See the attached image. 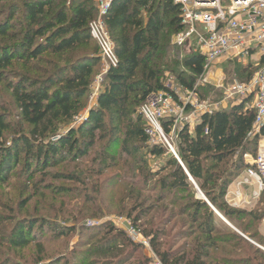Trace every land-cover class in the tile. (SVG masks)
I'll use <instances>...</instances> for the list:
<instances>
[{
  "label": "trees",
  "instance_id": "1",
  "mask_svg": "<svg viewBox=\"0 0 264 264\" xmlns=\"http://www.w3.org/2000/svg\"><path fill=\"white\" fill-rule=\"evenodd\" d=\"M93 1L70 0L69 5L56 10L53 0H0V82L14 78L15 81L9 82L8 86L23 123L32 128L29 134L14 133L11 143L5 144L3 132L8 126L0 114V184H6L20 171L32 181L37 173L45 175L50 167L83 159L96 138L107 139L109 149L120 144L127 155L133 154L129 147L138 140L153 156L160 157L167 150L161 145L149 146L141 106L153 93H173L164 83L165 71L174 74L184 90L196 92L200 97L202 87L196 89L195 86L204 73L203 57L187 54L181 63L168 58L171 38L182 29L180 9L174 1L115 0L104 21L114 43L118 65L108 71L97 103L88 109L87 115L78 120L75 128L61 133L57 125L71 122L85 107L83 99L91 92L94 68L102 63L99 48L91 46L90 54L71 59L53 73L44 72L39 79L9 74L7 69L13 66V62L37 60L47 51L63 55L90 46L94 41L90 24L98 16ZM18 12L21 18L14 21ZM142 12H147V20L142 17ZM252 77L253 72L248 74L249 80ZM250 101L247 99L229 110L202 115L193 129L186 125L178 132L177 145L182 164L208 202L243 234L248 233L251 225L259 228L264 220V193L251 212L233 209L226 202L229 187L247 167L244 156L256 155L258 150V137H249L255 121ZM169 126L164 123L167 133ZM136 149L134 151L138 153ZM233 158L237 160L230 169L224 168ZM164 171L168 173L158 182L160 190L165 193L160 201L165 202L170 194L191 196L194 201L185 207L180 206V211H193L192 222L205 238L196 240L189 255L184 248L177 252L162 251L158 241L166 232L152 231L148 237H152L151 244L162 264H264V250L259 252L263 256L259 261L248 256L233 257L241 251L237 244L241 236L228 230L225 224L227 232H221L216 214L174 157L167 159L162 173ZM171 201L176 206L181 200L175 196ZM42 224V220H37L19 225L12 240L14 247L24 249L29 246L36 237L33 228L37 226L39 232H43L45 226ZM113 227L110 226L105 233H116L95 247L97 254L115 251L119 241L137 249L139 244L124 231L113 230ZM250 238L255 240L256 236ZM210 251H218V254L212 257ZM127 262L125 260L124 264Z\"/></svg>",
  "mask_w": 264,
  "mask_h": 264
},
{
  "label": "rangeland",
  "instance_id": "2",
  "mask_svg": "<svg viewBox=\"0 0 264 264\" xmlns=\"http://www.w3.org/2000/svg\"><path fill=\"white\" fill-rule=\"evenodd\" d=\"M69 1L53 0V4L58 10L69 5ZM147 16V12H142L145 20ZM20 18L21 14L18 12L14 21ZM173 43L172 36L168 58L181 63L188 53L186 50L177 49ZM90 44L80 47L77 52L53 55L47 51L39 59L29 63L13 62L7 72L42 78L44 72L53 73L58 66L65 65L71 59L90 54L91 46L99 48L94 41ZM258 70L255 61L250 58L245 61L235 59L233 62L217 66L215 78L224 75V85L227 88L234 82L249 80L248 74L253 72L254 76ZM102 74L100 63L94 68L91 92L83 99L84 109L71 122L57 125L61 133L75 128L78 120L84 118L88 109L97 103L101 88V82L98 80ZM164 78L166 86L174 94H178V98L185 99L187 91L178 83L176 76L165 71ZM211 78L214 79V76L211 75ZM12 81H15L13 77L0 82V114L8 126L3 132L5 144L11 143L14 133L29 134L32 129L21 119V112L8 86ZM209 82L206 87L201 88V95L198 96L201 101L208 102L213 109L219 110H229L239 104L225 101V88L218 87L216 81ZM193 112L188 110L186 115L189 116ZM195 117L198 118V114ZM195 123L190 125L191 129ZM101 139L96 138L94 146L83 159L50 167L45 175L37 173L32 181H28L27 176L21 173L19 166L20 174L11 176L6 184H0V264H124L125 260H128L126 264H156L158 255L151 244L152 237H148L152 231L165 230L166 235L160 236L161 240L158 241V247L162 251L177 252L184 248L189 255L192 254L191 249L196 240L205 238L198 226L192 222L193 211H180V206L185 207L194 201L191 196L170 194L165 202L160 201L165 193L160 190L158 182L168 173H162L167 159L172 156L168 151L160 157L153 156L146 145L136 140L129 147L133 154L127 155L122 151L120 144L109 149V141ZM149 146L152 144L149 143ZM134 148H138V153ZM235 160L237 158L230 159L228 167L224 165V168L230 169ZM158 173L161 175L156 176ZM175 196L181 201L173 206L171 200H174ZM210 208L214 212L212 208L215 207ZM216 218L219 228H222L221 232L226 233L227 227L225 229L224 223L217 215ZM37 220L43 221L44 231L39 232L35 226V241L24 249L14 247L12 240L17 235V227ZM110 226H114L113 230L124 231L128 236V231L135 229L140 240H131L139 244L137 249L119 241L116 242L118 246L115 251L97 254L95 247L116 233H105ZM258 229V226L251 225L247 234L240 231L249 239L256 236L254 241L258 247L241 236L237 242L241 251L236 252L234 258L248 256L258 261L263 259L259 252L264 249V236ZM228 230L235 232L229 227ZM217 252L210 251V254L214 257Z\"/></svg>",
  "mask_w": 264,
  "mask_h": 264
},
{
  "label": "built area",
  "instance_id": "3",
  "mask_svg": "<svg viewBox=\"0 0 264 264\" xmlns=\"http://www.w3.org/2000/svg\"><path fill=\"white\" fill-rule=\"evenodd\" d=\"M114 1L94 0L98 16L90 24L91 38L98 44L102 59L103 74L98 80L101 84L108 71L118 65L114 43L104 21ZM173 1L180 9L182 26L174 36V46L188 54L201 55L204 60V73L198 79L196 89L211 80L225 88L224 75L215 78L217 66L259 55V70L249 81L234 82L225 88L227 102L251 100L249 107L255 111V121L249 137H258L256 155L244 156L247 167L234 181L235 191L226 200L233 209L254 210L264 193V0ZM186 91L185 99L170 92L153 93L140 108L150 143L163 146L177 161L178 132L186 125L199 122L202 115L218 110L201 101L196 92ZM188 110L194 112L187 116ZM164 123L170 125L169 133ZM128 233L134 241L140 240L135 229L131 228ZM156 264H162L160 259L156 258Z\"/></svg>",
  "mask_w": 264,
  "mask_h": 264
},
{
  "label": "crops",
  "instance_id": "4",
  "mask_svg": "<svg viewBox=\"0 0 264 264\" xmlns=\"http://www.w3.org/2000/svg\"><path fill=\"white\" fill-rule=\"evenodd\" d=\"M250 59H252V61H255V66H257L258 64H259V55H257V54H255L252 58H250ZM258 68V67H257ZM257 73V72H256ZM255 73V74H256ZM219 110V109H218ZM235 191V184L233 183L230 187H229V189H228V191H227V195H226V199H227V197L229 196V194L230 193H233ZM249 193H250V190H249ZM230 198V197H229ZM226 202H227V200H226ZM260 202H258V204H259ZM258 204H257V206H258ZM247 211V210H246ZM252 211V210H251ZM251 211H249L248 210V212H251ZM218 212V211H217ZM219 213V212H218ZM217 216H218V218L225 224V225H227V227H229V228H232L233 230H235V232L236 233H238L240 236H242V237H244L245 239H247L252 245H254V246H257L258 247V245H257V243L254 241V240H251V239H249V238H246L245 237V235H243L241 232H240V230L239 229H237L228 219H226V218H222L220 215H218V214H216ZM259 231H262V235L264 236V220L262 221V223H261V225H260V227H259ZM262 250H264V249H262Z\"/></svg>",
  "mask_w": 264,
  "mask_h": 264
},
{
  "label": "water",
  "instance_id": "5",
  "mask_svg": "<svg viewBox=\"0 0 264 264\" xmlns=\"http://www.w3.org/2000/svg\"><path fill=\"white\" fill-rule=\"evenodd\" d=\"M179 164L184 168L185 172L187 173L190 181L192 182V184L195 186L196 190L198 191V193L200 194V196L206 201V203L212 207V205L208 202V200L206 199L205 195L201 192V190L199 189V187L196 185V183L194 182L193 178L190 176V174L188 173V171L185 169L184 165L182 164V161L178 160ZM214 210V212L218 215H220L214 208H212Z\"/></svg>",
  "mask_w": 264,
  "mask_h": 264
},
{
  "label": "bare ground",
  "instance_id": "6",
  "mask_svg": "<svg viewBox=\"0 0 264 264\" xmlns=\"http://www.w3.org/2000/svg\"><path fill=\"white\" fill-rule=\"evenodd\" d=\"M220 214V213H219ZM220 216L224 219V217L220 214Z\"/></svg>",
  "mask_w": 264,
  "mask_h": 264
}]
</instances>
